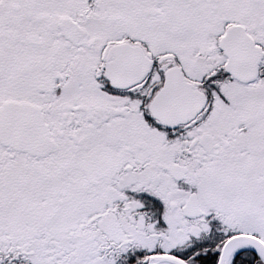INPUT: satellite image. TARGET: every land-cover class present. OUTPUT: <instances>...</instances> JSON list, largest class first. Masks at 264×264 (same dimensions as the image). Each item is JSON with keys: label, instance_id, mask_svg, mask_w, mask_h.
I'll list each match as a JSON object with an SVG mask.
<instances>
[{"label": "snow or ice", "instance_id": "6c2138e0", "mask_svg": "<svg viewBox=\"0 0 264 264\" xmlns=\"http://www.w3.org/2000/svg\"><path fill=\"white\" fill-rule=\"evenodd\" d=\"M0 264H264V0H0Z\"/></svg>", "mask_w": 264, "mask_h": 264}]
</instances>
